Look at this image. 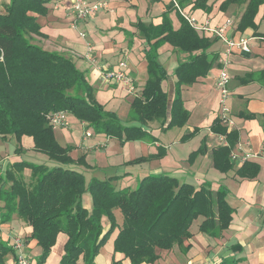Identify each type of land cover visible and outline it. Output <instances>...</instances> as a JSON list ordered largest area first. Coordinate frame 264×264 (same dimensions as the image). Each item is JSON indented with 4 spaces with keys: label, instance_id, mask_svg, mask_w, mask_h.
<instances>
[{
    "label": "trees",
    "instance_id": "16d2710c",
    "mask_svg": "<svg viewBox=\"0 0 264 264\" xmlns=\"http://www.w3.org/2000/svg\"><path fill=\"white\" fill-rule=\"evenodd\" d=\"M49 1L11 0L5 4V11H0V137L14 135L20 141L24 135L31 136L35 150L56 162L50 166L23 160L0 176V200L5 202L1 221H10L17 213L32 226L31 235L24 241L37 240L41 246L39 264L45 263L61 232L67 234L68 240L59 264H79L81 260L83 264H95L101 246L116 229L119 232L114 251L124 255L131 264H154L160 258V249L171 250L176 245L187 251L190 246L184 243L193 237L191 226L200 216L203 217L200 231L220 236L229 228L234 213L227 200L226 187L216 191L210 184L196 187L168 174L146 175L135 189L127 186L118 190L108 179L89 180L75 168L83 160L74 159L71 147L58 141L48 118L50 113L63 110L89 123L96 133L120 138L122 144L147 136L157 141L150 122L158 121L163 128L187 124L190 112L183 105L182 89L197 82L199 77H207L217 65L218 56L209 51L212 38L200 35L182 14L181 26L175 29L168 15L173 4L161 24H140L141 37L148 47V80L131 104L132 120L137 123L126 125L98 101L95 87L72 55L50 51L35 43V35L45 36L38 17L47 15ZM177 1L182 5L181 0ZM206 1L196 0V6L209 9ZM242 1L245 0H226L225 5ZM262 2L249 1L239 29L244 31L255 25ZM166 43L187 55L173 72L177 81L172 102L163 88L168 71L160 60V48ZM210 128L213 133L225 136L226 143L213 149L212 159L217 169L228 172L235 167L231 153L239 142V132L229 129L221 119L214 121ZM198 131L195 128L187 132L182 140H190ZM17 150L21 152L23 148ZM205 150L203 144L191 154V159ZM159 156L152 154L134 162ZM27 168L31 169L29 180L24 176ZM259 170L257 163L246 161L237 174L252 179ZM86 194L91 196V209L86 207ZM117 208L123 214L121 225L114 212ZM104 217L110 223L108 231H105ZM13 252L12 247L0 240V264H5ZM238 261L225 260L220 264ZM16 264H19L17 260ZM112 264H122V260L114 259Z\"/></svg>",
    "mask_w": 264,
    "mask_h": 264
},
{
    "label": "crops",
    "instance_id": "0c3cea01",
    "mask_svg": "<svg viewBox=\"0 0 264 264\" xmlns=\"http://www.w3.org/2000/svg\"><path fill=\"white\" fill-rule=\"evenodd\" d=\"M10 1L5 0L2 2L1 0L0 11H5V4L10 3ZM106 1L109 3V8L85 22L86 27L90 23L96 25L97 35L93 39H89L87 35L86 37L78 35L81 37L79 41V39L73 37L72 39L65 34H59L56 37V45L53 46L49 43V36L43 32V23L47 20V16H39L38 21L41 24V32L45 34L47 39V43L43 47L50 51L66 52L72 55L77 66L85 72L89 83L95 88L98 86L104 94H109L107 97L109 100L122 98V96L125 99L134 98L133 95L135 94L128 93L124 86H119L115 82L104 83L102 66L103 68L117 69V64L119 67V63L126 60L128 63L126 71L133 78L134 83L139 84V87L136 86V94H141L148 80V62L146 59L148 47L146 40L141 37L140 24L144 26L161 24L165 12L172 4L174 7L168 11V15L172 19L175 29L181 26L180 14H182V11L196 18L199 25L207 24L211 28L221 26L228 19H232V25L228 26L226 30L227 34L234 39L241 37L249 39V51L235 48L228 55L227 70L231 77L229 84L231 95L227 100V105L231 110L233 128L239 132V142L244 145L245 150L255 154L249 161L259 165L258 175L252 179L240 177L237 170L244 163L235 162V167L228 172H222L214 166L212 151L223 143L221 136L213 133L210 128L214 121L222 120L220 93L216 86V78L221 65L217 60V65L207 77H199L197 82L192 85H184L182 89L183 105L190 112V118L187 124L180 128L178 139H181L187 132L198 128V133L192 138L199 140L196 149L177 155L172 153L171 149L166 155L171 153L174 156L173 169H167L162 165L151 166L148 171L143 172L144 175L140 173L139 176L143 175V178L150 174H168L178 178L181 182L190 183L196 187L210 184L215 191L224 186L228 190L227 200L234 208L232 222L229 228L225 229L220 236L215 237L200 231L201 223L197 224V230L192 229V225L193 237L184 243L185 246H190V248L185 251L176 245L171 250L160 249V258L154 264H220L225 260L235 259L239 260L237 264H264V0L259 5L255 16V25L244 31L239 29V23L250 0L232 2L228 6L225 5L226 0H207L205 5L209 9L204 6H196V0H181L182 5H179L177 0ZM175 1L181 11L176 6ZM49 2L51 3L52 0ZM196 30L200 35L212 38L213 44L209 51L218 56V59L220 55L225 54L226 46L224 42L213 31ZM41 38V36L35 35L36 41L41 40ZM89 45H92L94 49V61L87 57ZM160 53V60L168 71V77L163 82V88L168 92L169 100L172 102L175 98L177 81L173 72L180 60L186 59L187 55L178 52L169 43L160 48ZM117 57L121 61L117 60V63L110 64ZM96 97L100 101L99 92H96ZM247 114L252 115V117H247ZM158 124H160L158 121L149 123L152 133L157 132L153 125ZM101 135L108 137L106 140L110 139L104 133H98L97 136ZM97 136L96 140L98 141ZM10 139L16 145L13 153L10 150H4L5 143H8L7 141ZM57 139L60 142L59 137ZM87 139L90 140L85 136L82 140L83 148ZM61 144H65L63 145L65 147L72 146L71 143ZM96 144L95 147H86V149H106L108 146L107 142L106 144L99 142ZM155 144L161 146L158 141ZM203 144L206 150L191 159V154L198 151ZM34 146L33 137L28 135H24L20 141L14 135H9L6 138L0 137V176L4 175L16 162L25 160L23 157L28 151L30 152V149L39 155L40 152H37ZM21 147L23 150L19 152L17 149ZM39 157L45 161L47 159L42 154ZM197 161L199 165L195 167ZM90 167L93 166L90 165ZM126 174L131 175L128 172ZM30 175L31 169H25V179L29 180ZM93 177L99 178L98 175L94 174L88 179ZM126 184L124 183L123 188L129 186ZM85 202L86 207L91 209L90 194L85 195ZM4 205L5 202L0 200V240L7 243L14 250L13 253L7 256L5 264H16L17 252L10 240H15L17 237L25 240L31 235L33 228L17 213L13 214L10 221H1V212ZM114 212L119 225H121L123 222L121 210L117 208ZM103 224L105 229L110 227L107 217L103 218ZM117 232L113 234L112 259L122 260V264H131L129 259L124 258V255L114 251ZM66 236L63 239L65 244L68 240V236ZM65 244L57 254L54 253L55 246L52 248L46 264L60 263L65 254ZM26 245V254L31 260V264H39L38 257L42 253V248L37 244V240H30Z\"/></svg>",
    "mask_w": 264,
    "mask_h": 264
},
{
    "label": "rangeland",
    "instance_id": "374dc122",
    "mask_svg": "<svg viewBox=\"0 0 264 264\" xmlns=\"http://www.w3.org/2000/svg\"><path fill=\"white\" fill-rule=\"evenodd\" d=\"M5 0H2L4 2ZM50 3V2H49ZM69 4V0L67 2L62 1L60 3L59 8L55 9L56 1L52 0V2L48 5L49 11L47 16V20L43 23V32H45L49 38V43L55 46L56 37L59 34H65L70 38H76L79 41L81 40L79 36H81V32L86 33L89 39L96 38V25L92 23L88 24L86 27L85 22L79 23L77 27L72 26L73 16L67 13L66 7ZM79 35V36H78ZM40 36V35H39ZM41 40L36 41L35 43L41 45L42 47L46 44L45 36H41ZM72 38V39H73ZM118 57L116 60H112L110 64L117 63ZM120 60V59H119ZM118 60V61H119ZM121 61V60H120ZM109 65V64H105ZM118 68V64L116 66ZM104 83H109V81L103 79ZM116 84V83H115ZM122 86L120 84H117ZM136 86L139 84H135ZM137 88V87H136ZM96 92H99V99L100 103L104 105L105 109L108 111L115 112L118 117L124 122L123 124L132 125L136 124L137 122L132 120L131 116V104L133 101V97L129 99L116 98V99H107L109 94H104L103 91L99 90L97 86ZM134 96V95H133ZM128 103V106H127ZM130 105V107H129ZM69 121L70 126L68 127H54V133L56 138L59 137L61 143H71V155L74 159H82L83 162L76 164L75 167L78 170L82 171L86 177H91L94 174L99 176L101 180H111L114 187L118 190L123 188L124 183L126 185L131 186V189H135L139 186V181H141L142 176L144 175V171H148L149 167H155L157 165L165 166L167 169H173L174 165V156L169 153L166 155L171 149L172 153L177 154H185L188 150L192 151L196 149V144L199 141L198 139H190V140H182L179 138L178 135L180 133L181 127H174V128H163L161 124L153 125L154 128L157 129V132H153L152 134L160 143L161 146H157L155 144L156 141L150 136L143 137L142 139L135 140V141H127L125 144H122V141L118 137H109V140H106V136H97L95 128L90 126L89 123L83 124L84 122L80 121L76 116L73 114H69ZM94 135V136H93ZM89 138L90 140L85 142V146L83 148L82 140L84 137ZM96 136L98 141L96 140ZM125 139V136H124ZM66 140V141H64ZM59 141V140H58ZM103 141V142H102ZM108 146L103 149H90L87 150L89 147H95L96 143H103ZM5 143L4 150L14 152L16 145H14L12 139ZM185 144V145H184ZM65 145V144H63ZM13 146V147H12ZM184 146V148H183ZM162 149H164V154L162 153ZM188 151V152H189ZM40 154L44 155L47 159L46 161L40 158ZM152 154H160L161 156L143 160L140 162H134V160L141 158V157H149ZM111 156V157H110ZM23 159L29 160L33 163L37 164H56L55 161H52L48 158L47 155L43 153L36 154L34 151L24 155ZM188 159V158H187ZM189 160H192L189 157ZM190 163V162H189ZM92 165L93 167H90ZM199 162L195 163V167H198ZM126 172L131 173L126 174ZM142 176H139L141 174ZM127 177V178H125ZM125 178V180H124ZM90 180V178H89ZM203 220V217L200 216L193 222L192 229L197 230V224L199 225ZM109 227L105 229L108 231ZM119 232V229L114 230V232L107 238L106 242L101 246L99 253L95 258V264H112L113 259V234ZM117 232V234H118ZM67 234L61 232L60 236L57 238V242L55 245L54 253H59L61 247H64L65 241H63L64 237ZM117 236V235H116ZM67 237V236H66ZM67 242V241H66ZM11 244H14V240H10ZM25 253L27 252V245H25L24 249ZM65 250V249H64ZM22 252V250L20 251ZM17 256V253H16ZM50 256V255H49ZM48 256V257H49ZM47 257V259H48ZM47 260L45 261L46 264ZM79 264H83L84 262L81 260L78 262Z\"/></svg>",
    "mask_w": 264,
    "mask_h": 264
},
{
    "label": "built area",
    "instance_id": "2783aa9c",
    "mask_svg": "<svg viewBox=\"0 0 264 264\" xmlns=\"http://www.w3.org/2000/svg\"><path fill=\"white\" fill-rule=\"evenodd\" d=\"M56 1V8H59L60 3L65 0H54ZM176 6L179 8V5L175 1ZM2 2L0 0V9H1ZM109 8V3L106 0H70L69 4L66 7L67 13L73 16L72 26L77 27L79 23L88 21L94 15L98 14L101 11H104ZM181 11V10H180ZM183 16L189 21V23L198 30H209L213 31L214 34L221 39L225 46V54L219 56V64L221 65L220 70L217 74L216 78V86L220 93V104L222 107V122L224 125L228 126L229 129L234 127L233 120L231 118V110L227 105V100L231 95V91L229 88L231 77L227 70L228 66V55L231 51L235 48L242 49L245 51H249V39L247 37H241L239 39H234L229 34H227L226 30L227 27L232 25V19H228L227 22L221 26L216 28H211L207 24L206 25H199L196 18L189 16L188 14L181 11ZM82 37H86V33H80ZM93 46L89 45V51L87 53V57L94 61L93 56ZM128 63L126 60H123L119 63V67L117 69L111 68H103L102 66V77L103 79L109 82H115L116 84H120L124 86L128 93L136 94V85L134 83L133 78L128 74L126 68ZM49 122L52 126L56 127H68L70 126L68 112L66 111H57L52 112L48 115ZM223 143H226L225 136L220 135ZM250 151L244 149V145L241 142H238L231 153V160L233 162L238 163H245L249 161L252 157H254ZM26 243L24 239L21 237H17L14 240V248L17 252V263L19 264H31V260L29 259L28 255L23 250ZM22 250V252H20Z\"/></svg>",
    "mask_w": 264,
    "mask_h": 264
}]
</instances>
